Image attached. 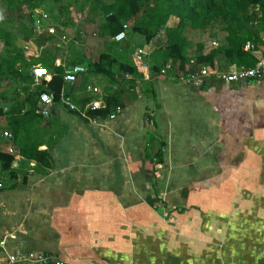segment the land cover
Here are the masks:
<instances>
[{"label":"crops","instance_id":"crops-1","mask_svg":"<svg viewBox=\"0 0 264 264\" xmlns=\"http://www.w3.org/2000/svg\"><path fill=\"white\" fill-rule=\"evenodd\" d=\"M217 24L187 31L212 35L209 45L188 39V57L197 43L208 51L222 42L225 34ZM127 39L118 42L129 46L125 62L132 63L133 51L142 48L152 67L160 64L158 47L143 37L131 38L136 46ZM263 48L264 30L250 53L254 65ZM31 57L24 71L29 76L42 65ZM54 59L49 63L64 75L67 68ZM215 62L217 70L202 66L195 71L242 67L222 54ZM49 66H44L50 75L45 83L53 76ZM179 74L104 75L111 85L126 82L106 91L97 78L86 79L87 72L75 83L62 79L49 121L40 116L37 128L38 150L47 152L49 168L22 159L11 141L13 170L0 174V238L6 241L0 259L32 252L64 264H264V70L245 83L224 84L207 76L201 87L180 83ZM9 80L10 93L23 96L24 84ZM87 85L99 94L87 93ZM39 91L52 95L46 86ZM61 92L80 111L90 100H100L105 108V99L113 97L122 112L115 120H99L110 126L99 130L65 107ZM142 104L140 115H151L152 131L135 141H110L124 117L133 120ZM53 122L59 126L54 131ZM6 145L0 141L3 153ZM11 172L17 178L5 181ZM19 178L22 187L15 185Z\"/></svg>","mask_w":264,"mask_h":264},{"label":"trees","instance_id":"trees-1","mask_svg":"<svg viewBox=\"0 0 264 264\" xmlns=\"http://www.w3.org/2000/svg\"><path fill=\"white\" fill-rule=\"evenodd\" d=\"M44 1L0 0V6L6 11V16L8 14L7 22L14 24L16 19L21 20L24 8L29 12V15L25 17L29 19L30 27L28 24L21 25L20 29L25 33L24 42L30 43L33 40L37 43V48L42 47L43 39L41 35L35 38L38 35H35L32 14ZM50 1L54 5H60L63 2L70 4L66 0ZM84 11L91 22L100 19L102 37L105 40L111 39L110 45L107 46V54L118 49L115 48L118 42H114L112 38L121 31L125 23L131 25L129 35L138 34L144 38L146 44L158 47L155 51L157 50L156 54H161L162 60L160 64L150 67L156 74H159L168 64L171 66V69L167 71L169 73L192 72L202 66L217 70L215 58L218 54L224 55L228 61L238 66L251 67L254 65L253 58L244 50V46L250 43L255 47L264 30V0H84L81 12ZM215 22L220 25V30L225 34L222 42L208 51L202 43H197L193 50L194 55L188 57L190 41L187 38V31H204ZM159 34L163 36L162 41L157 39ZM11 36L12 34L0 25V44L7 50L6 56L0 58V101L10 102L8 107H0V132L4 129L11 133L12 141L19 147V155L22 159L32 160L37 166L43 164L49 168L47 152L38 150L37 128L41 117L35 114V108L40 91L30 93L29 86L25 85L22 88L23 96L9 92L11 77L17 84L29 81L33 83L31 77L22 72L23 66H28L32 57L26 54L22 47L14 45ZM132 60V63H128L122 59L118 63L117 74L139 75L142 79H146L147 75L140 70L148 68L142 66L141 60ZM40 62L42 65L38 64L39 66L50 65L49 71L50 69L53 71L51 80L48 83L42 81V85L44 84L50 90L54 102L57 103L59 89L63 83V69L42 59ZM116 63V57L111 54L101 55L98 60L84 62L82 65L86 68V72L115 77L116 73H113L111 66ZM3 80L7 81L5 85H2ZM105 102V108L90 112V116L96 120H107L116 107V100L108 97ZM14 161L13 156L0 152L1 176L13 170ZM11 177L17 178V175L11 172Z\"/></svg>","mask_w":264,"mask_h":264},{"label":"rangeland","instance_id":"rangeland-1","mask_svg":"<svg viewBox=\"0 0 264 264\" xmlns=\"http://www.w3.org/2000/svg\"><path fill=\"white\" fill-rule=\"evenodd\" d=\"M70 4H66V2H63V4L60 5H54L53 2L50 0H45L40 7H37L36 10H34L33 19H38L41 18L43 15H46V18L42 22L43 29L38 30L36 29V34L38 35L35 38L39 37V35L42 36L41 41H43V46L42 48H35L37 46V43L35 41H30L26 42L28 45L25 46L24 42V31L20 29L21 25H27L29 19L25 16L29 15V12L24 8L23 10V18L21 20H17L14 24L7 22L6 18V11L2 9L0 6V25H2L8 32L12 34V42L14 45L18 47H22L24 51L30 56H33L34 58H40L43 60H46V62H50V60H53L54 58H59L61 61V64L64 65L65 68H68L72 66L73 64H83L84 62H93L99 59L101 55L107 56V55H114L117 59V63L113 64L111 66L113 73L118 72V63L123 59V61H126V58H128V52L130 53L129 46L127 44H118L117 47L118 49H115V52H111V54H107L108 49L107 46L110 45L111 39L105 40L104 37L101 35V29H100V24L101 21L100 19H95L94 21H90L89 16L87 13L81 12L82 10V4L84 0H66ZM108 1V0H106ZM153 1V0H152ZM65 3V5H64ZM12 17V16H11ZM20 23V24H19ZM29 25V24H28ZM130 25V24H129ZM131 26V25H130ZM218 26V24H217ZM30 27V25H29ZM48 28H54L55 33L50 34L48 32ZM218 27L215 26L213 29H217ZM196 34V33H195ZM194 33H188L187 38L191 42H196V41H201L207 45H209V41L212 37L208 36V33L205 35L203 34H198L195 35ZM217 36L218 34L215 33ZM128 36V42L132 46L134 43L131 40L134 37H139L142 39L141 36L133 34L129 35V31L127 33ZM131 37V38H130ZM162 34H159L157 36V39L159 41H162ZM210 37V38H209ZM48 39V40H47ZM126 40V42H127ZM40 43V41H39ZM32 44V45H31ZM136 46V44H134ZM142 46V44H141ZM114 50V49H113ZM6 48L0 44V58L6 56ZM54 59V60H55ZM54 62V61H53ZM103 63H105L103 61ZM150 67L151 64H150ZM145 69V70H140L143 71L142 73H145L147 75L146 79H148V76L151 78L153 77H160L157 74H155L151 68ZM27 68V65L23 66L22 72H24ZM167 72V71H166ZM168 73V72H167ZM166 73V74H167ZM179 74V73H178ZM180 75V74H179ZM139 76V75H138ZM134 76V77H138ZM32 81L33 77L30 76ZM99 80V86L102 91H106L108 88L118 90L122 86L118 85H111L108 81L110 80L109 77H106L104 75H98L95 73H90L87 72V78L90 79V81H95L94 79ZM109 79V80H108ZM7 83L6 80H3L2 85H5ZM24 86L28 85L29 87V92L34 93L35 91H39L40 89H44V85H39L36 86L34 85L31 81L23 83ZM12 85V84H11ZM115 87V88H113ZM126 90V89H124ZM142 90V87L140 88V91ZM12 89L9 90L11 92ZM10 104L9 101L3 102L0 101V107H8ZM151 109V110H150ZM150 109H148L149 113H152V107L150 105ZM143 111V104L138 105L136 112L133 114L134 119L130 118L129 116L121 122V127L119 130L114 133V138H109L110 141H135L134 139L136 137H140V135L146 136L145 133L151 130L153 127L150 121V114H141L140 112ZM139 113V114H138ZM142 115H144L143 121ZM120 118V117H119ZM117 118L116 120H118ZM49 118H43L45 120V123H47ZM115 120V119H114ZM47 121V122H46ZM91 126H94L96 129L99 130H109L110 126L105 124V123H89ZM115 124V122L111 123ZM53 127L50 130H55L56 124L53 122ZM116 125V124H115ZM152 131V130H151ZM154 133V132H153ZM124 134L126 135L124 138ZM146 141V140H145ZM96 167L98 166H105L104 164L100 162L95 163ZM11 173H8L5 175V181L7 179H10ZM4 177V176H3ZM21 178V177H20ZM17 180V184H15L17 187H22L21 184V179Z\"/></svg>","mask_w":264,"mask_h":264},{"label":"built area","instance_id":"built-area-1","mask_svg":"<svg viewBox=\"0 0 264 264\" xmlns=\"http://www.w3.org/2000/svg\"><path fill=\"white\" fill-rule=\"evenodd\" d=\"M46 18V15H43L41 18L33 19V27L34 31L36 29L42 30L43 25L42 22ZM129 24H123L122 29L118 32L112 40L114 42H121L126 39L127 33L129 31ZM48 32L50 34L55 33L54 28H48ZM244 50L253 53L256 51L255 47L247 43L244 46ZM147 53L144 49L138 48L135 49L132 53V59L141 60V64L144 68H149L150 64L146 61ZM171 69L170 64L166 65L161 71L160 75H165ZM264 70V48L261 51V56L257 59L254 67L252 68H232L227 72H217L210 71L208 69H201L199 71H193L188 73H182L178 80L182 84L192 85L194 87H201L203 84V80L207 76H215L216 79L221 81L224 84L231 83H245L251 79H258L261 77ZM86 74V68L83 65H72L67 68L63 75L64 82L67 83H75L79 76ZM33 76V84L39 85L41 81L47 79L50 75L48 70L45 67L36 65L32 69ZM85 91L89 94L96 95L99 94V89L92 85H87ZM53 97L47 92H40L37 99L35 114L47 118L50 115V109L53 106ZM60 102L67 107L70 111H74L79 113L88 123H99V120L90 116V112L98 111L104 108L103 104L100 100H90L88 104L85 105L84 109L80 111L77 107H75L67 94L61 92L60 94ZM122 112V107L116 106L113 111L109 114L108 119H115ZM0 141H4L7 145L5 146L4 153L11 155L13 157L16 156V150L14 145L11 143L12 135L8 130H1ZM1 153H3L0 150ZM0 183V188H1ZM6 249V241L4 238H0V250L5 253ZM0 264H64L63 261L56 259L50 255L42 254V253H25V254H16L9 255L5 254L3 259H0Z\"/></svg>","mask_w":264,"mask_h":264}]
</instances>
